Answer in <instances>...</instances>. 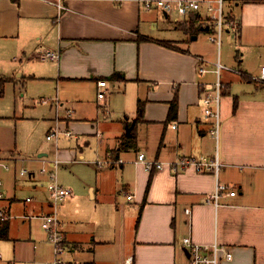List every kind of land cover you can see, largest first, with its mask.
Here are the masks:
<instances>
[{
  "label": "crops",
  "instance_id": "crops-1",
  "mask_svg": "<svg viewBox=\"0 0 264 264\" xmlns=\"http://www.w3.org/2000/svg\"><path fill=\"white\" fill-rule=\"evenodd\" d=\"M143 1L0 0V62L16 65L14 73L27 83V92L38 96L33 103L50 99L56 116L68 106L62 117L54 118V129L71 135L61 131L59 136H93L98 154L87 157V164L96 167L95 181L80 172L90 198L96 200L99 186L114 188L105 203L114 207H100L91 231L84 230L86 222L58 216L56 209L63 259L69 264H115L108 247L117 245L118 264H188L182 239L189 237L197 244L227 247L232 259L221 264H264V85L252 80L264 66V0H223L225 19L236 27L226 25L219 42L212 40L215 29L209 20L198 15L193 23L190 17L196 13L165 14L144 8ZM48 51L57 52L58 60L42 59ZM216 64L223 66L218 76L199 74L200 66L214 70ZM101 80L106 82L105 96L99 99ZM216 81L222 97L217 140L202 103L206 94H214ZM139 104L142 115L137 120ZM15 118L8 130L0 128V161L9 165L3 169H9L11 186L5 188L0 212H6L9 231L19 202H24L18 212L22 220L52 213L50 174L85 158L80 146L66 154L55 145V160H46L39 144L20 145L16 131L24 117ZM129 132L133 138L128 147L119 149ZM139 153L162 168L147 171L137 162ZM199 158H217V175L212 169L173 167L180 160ZM107 159L121 163L96 165ZM25 167L28 175H21ZM217 184L235 195H221L217 205L207 202ZM118 186H126L122 201L115 196ZM17 189L29 195L17 199ZM75 200L70 195L63 204ZM29 238L38 264L51 262L47 235L40 238L30 231Z\"/></svg>",
  "mask_w": 264,
  "mask_h": 264
},
{
  "label": "rangeland",
  "instance_id": "rangeland-1",
  "mask_svg": "<svg viewBox=\"0 0 264 264\" xmlns=\"http://www.w3.org/2000/svg\"><path fill=\"white\" fill-rule=\"evenodd\" d=\"M226 11L227 4H225L224 1V16L226 14ZM171 16H173V14H171ZM161 18L163 17L161 16ZM15 68L16 65L10 64L8 61L0 62V128L6 127L8 130L9 120L14 121L16 120L15 116H23L24 118L19 120L17 124L16 131V134H18L20 145H28V143L33 142H35V145L36 143L39 144L41 149H43V153H46V155H48V157L45 158L49 161L55 160V145L59 150L64 149L63 152L66 154L70 151L78 152L79 146L83 148L85 154V158L83 160H79L78 158H76V163L69 166V168H61L60 166H58V169H56V179L58 183L62 184V187L70 189L72 192L71 197L76 198V200L70 204H63L62 200L57 206V215L59 216L61 213H64L68 219H75L81 222H86V228L84 230L91 231L92 226L95 227V224H92L98 221V214H100L101 211L100 207H114L111 205L105 206V203L110 201L111 191L112 189H114L112 188V186H99L100 192L98 193L96 200H94L90 198V192L84 185L85 180L80 175V172H83L82 174L84 175V177L95 181L96 167L94 165L87 164V160H89L88 158L91 159L93 156H95L94 158H96L98 154V144H94V138L89 134H80L79 136H77L78 138L75 139V132H72L71 140H68V137L67 139H65L64 137L66 136H59L58 138H53V140L50 141L46 140L48 133L55 127L54 118L55 120H58L59 117H62L63 114H65V110L68 109V106H64L56 116L54 108L51 107L50 104H48V101H50V99L46 98L42 101L40 100L41 102H37V104L36 100L39 99H35V103H33L31 99L37 98L38 96L30 94V91L27 92L28 85L24 82V80H21V78H18L15 75ZM220 100H222L221 96ZM52 101L56 100L53 99ZM112 117L114 116L112 115ZM111 119L113 120V118ZM51 123L52 126L50 131L48 132V128ZM65 130L66 129H61L63 133L65 132ZM3 134L4 132L0 133V136ZM56 139H58V143L54 141ZM85 142L88 143L87 146H84ZM142 148H144L143 143ZM142 150L145 151L144 149ZM90 154H92V156H89ZM0 163H2L4 166L7 165L5 162L0 161ZM110 163L111 162L107 159V164L103 163L102 167L110 168ZM119 165L120 164L114 163L115 167H119ZM7 166L9 167V165ZM76 166H78L79 168V173L76 171ZM22 169L25 170L26 174L28 175L29 171L27 170V168L25 167V169ZM39 169L41 170V168ZM0 170L4 171L3 178L5 176L4 179H2V177L0 176V181L2 184V186L0 187V191L3 195V199H0V211H2V205L6 198L5 188H11V186H9V169L4 170L2 167L0 168ZM5 171L8 173H6ZM125 187L126 186H118L117 192L115 193V196H117V199L120 201H122V197H124L122 189ZM15 192L16 198L20 200H24L25 197L29 195L28 191H25L24 189H17ZM19 203V206L23 208L24 202L22 201ZM97 203H100V205H97ZM130 204H133V202H131ZM26 206H28V204H26ZM20 207H16L14 211L12 210V215H14L15 218H12L10 220V231L8 226L7 232V237H10L11 240H0V264H38V261L40 259V257L36 253L34 244L31 241L34 240L35 237L32 236L30 240L29 232L34 231L37 237L40 238H43L44 235L46 237V233L41 228L40 220L36 218L22 220L19 217V215L21 214H18ZM5 213V211L2 213L4 219L7 217ZM5 222L7 223V225H9V220ZM80 226H84L83 223ZM77 227H79V225H77ZM117 254V245L115 247H108L109 259H115V264H118Z\"/></svg>",
  "mask_w": 264,
  "mask_h": 264
},
{
  "label": "built area",
  "instance_id": "built-area-1",
  "mask_svg": "<svg viewBox=\"0 0 264 264\" xmlns=\"http://www.w3.org/2000/svg\"><path fill=\"white\" fill-rule=\"evenodd\" d=\"M143 6L146 9L156 8L165 14L177 13L181 17H188L193 13L198 14L203 19H207L213 23L215 33L212 36V40L219 42L223 31V28L228 25L230 27H236V23L233 20H226L223 13V0H217L215 4L208 2L206 0H144ZM42 59L58 60L59 54L57 52L48 51L42 56ZM223 66L216 64L214 70H208L207 68L200 66L198 69L199 74H204L208 72H213L218 76L219 70ZM252 80L264 84V66L260 68L259 75ZM106 86V82L101 80L97 82V97L99 99L104 98L103 87ZM214 94H206L202 99L204 105L203 116L205 118L210 117L213 119V127L211 130L212 136L217 140L219 136L220 118H219V102H220V84L216 81L215 88L213 90ZM70 110L67 111V115H70ZM61 131L54 129L47 135L48 139L57 138ZM65 135L70 136L71 132L66 130ZM111 163H121L120 160H109ZM137 162L142 163L147 171L154 169H161L162 164L158 161H149L146 159L145 154L139 153L137 155ZM107 164L105 161H97V166H102V164ZM188 166H193L197 171H208L213 170L214 174L220 167V163L217 158L212 160H207L205 158H199L196 160L183 159L178 163L174 164V168H187ZM0 167L6 168L2 163ZM43 168L41 172H45ZM25 171H21L20 174L24 175ZM50 183L48 185L49 191V202L53 212L48 215H43L40 217L41 228L46 233L49 244L52 247L53 259L51 262L45 264H69L63 255L65 253V247L63 245L62 237L60 234L59 223L55 214L58 204L66 197L72 194L71 190L64 188L56 182V176L54 173L50 174ZM2 186L0 181V187ZM225 185L217 184L216 189L213 193L208 196L207 202H211L215 205L218 203V199L221 195L226 194L228 196L235 195L234 191H228ZM3 195L0 191V199ZM127 200H131L132 197L127 195ZM31 199L27 198L26 201L29 202ZM186 214H189V210H185ZM0 219H4L2 212H0ZM182 243L187 251L188 264H221L224 261H230L232 259L231 252L227 247L219 245L217 242H213L209 245L197 244L192 242L189 237L182 239Z\"/></svg>",
  "mask_w": 264,
  "mask_h": 264
},
{
  "label": "trees",
  "instance_id": "trees-1",
  "mask_svg": "<svg viewBox=\"0 0 264 264\" xmlns=\"http://www.w3.org/2000/svg\"><path fill=\"white\" fill-rule=\"evenodd\" d=\"M198 14H194L192 17H190V20L191 22H196L198 21ZM195 28L193 27H189V30L191 32H195L196 30H194ZM1 84V83H0ZM174 107H175V104L172 103L171 104V107H170V110H169V114H168V119L170 120L171 119V113L174 111ZM142 115V107H141V104L138 105V116H137V120H138V117H140ZM171 116V117H170ZM131 138H133V133L132 132H129V135H125V137H123V140H122V143L119 147V149H124V148H127L128 147V142L131 141ZM7 232H8V225L7 223L3 220V219H0V240H7L8 237H7Z\"/></svg>",
  "mask_w": 264,
  "mask_h": 264
},
{
  "label": "water",
  "instance_id": "water-1",
  "mask_svg": "<svg viewBox=\"0 0 264 264\" xmlns=\"http://www.w3.org/2000/svg\"><path fill=\"white\" fill-rule=\"evenodd\" d=\"M207 29V28H206Z\"/></svg>",
  "mask_w": 264,
  "mask_h": 264
}]
</instances>
